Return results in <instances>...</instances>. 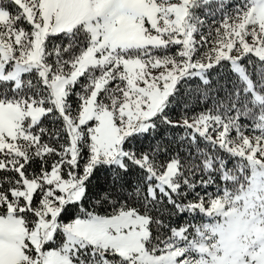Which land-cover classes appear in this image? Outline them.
Masks as SVG:
<instances>
[{
  "label": "snow or ice",
  "instance_id": "6c2138e0",
  "mask_svg": "<svg viewBox=\"0 0 264 264\" xmlns=\"http://www.w3.org/2000/svg\"><path fill=\"white\" fill-rule=\"evenodd\" d=\"M223 6L0 0V264H264V110L247 126L235 112L165 111L185 77L197 94L181 98L187 106L219 88L222 72L264 109L253 80L264 81V0H242L204 33L195 9ZM179 128L193 161L162 134ZM237 184L257 201L240 243L238 212L202 223L225 215ZM165 209L192 222L153 242Z\"/></svg>",
  "mask_w": 264,
  "mask_h": 264
},
{
  "label": "trees",
  "instance_id": "16d2710c",
  "mask_svg": "<svg viewBox=\"0 0 264 264\" xmlns=\"http://www.w3.org/2000/svg\"><path fill=\"white\" fill-rule=\"evenodd\" d=\"M220 1H216L217 5ZM242 3V0H224L223 8H214L211 11H205L204 8H199L197 10L198 16L204 19L206 22L202 25V31L207 33L209 31L210 26L213 25L214 22L219 21L223 18L225 13H231L236 5ZM197 37H199L200 32H197ZM247 59L242 61L245 65H247ZM185 80H188V84H184L181 81L177 85V90L179 96L175 102H170L165 111H168L170 117H177L183 114H187L191 116L193 113H199L201 111H207L212 109L214 111H218L220 114L224 115L227 118H231V113H239L241 117L247 115L249 118L247 120L241 119V125L247 126L252 122L253 119L264 109H261L259 105L254 104L251 99V95L246 92L243 83L235 76L229 75L227 72H222L219 79L220 87L210 91L205 98L190 100L187 106L181 102V98L189 99L192 96H196L195 92H190L189 89L192 87V82L195 78L185 77ZM254 83L256 84L257 91L264 92V81L257 80L255 76H253ZM239 90V95H235L236 91ZM55 119L54 117L52 118ZM51 127V124H48ZM58 127V125H57ZM162 132V130H161ZM186 130L183 128L174 129L171 132L163 133L170 141V147L173 151L178 152L182 159L193 161V157L196 153V148L193 147L188 141L184 138ZM152 135L151 132L144 133L143 136L147 137ZM160 135H156L155 142H159ZM127 143V142H126ZM136 141H133L135 144ZM198 147L201 149L211 150L210 146H207L204 141L198 142ZM107 167V166H104ZM231 167V164H229ZM192 176L195 180L199 181L201 179L202 174L198 171L193 172ZM216 180H219V177H215ZM103 191V188H101ZM196 192L200 191V186L197 185ZM209 191H215V185L209 188ZM230 191L233 192L234 195L238 194L241 190L240 185L237 184L234 187L230 188ZM188 193H192L189 195ZM195 193L191 185H182L180 196L186 200L193 199ZM170 208V205L168 206ZM101 210H103L101 208ZM151 211V210H150ZM179 217V219H177ZM164 218V227H157L156 225L152 226L153 233V242L158 239H162L168 235V229L172 227H179L180 225L191 223L192 217L186 212H169L167 209L163 212ZM210 219H206L202 221V223H207Z\"/></svg>",
  "mask_w": 264,
  "mask_h": 264
},
{
  "label": "rangeland",
  "instance_id": "374dc122",
  "mask_svg": "<svg viewBox=\"0 0 264 264\" xmlns=\"http://www.w3.org/2000/svg\"><path fill=\"white\" fill-rule=\"evenodd\" d=\"M220 1V0H214V2ZM199 8L195 9V12H197ZM196 15H198L196 13ZM199 39V37H197ZM174 50V49H173ZM234 197H239V199H236L234 203H227L225 202L223 204V211L225 215H215L213 217H210V221L207 222V224L210 225H219L225 223L230 216L228 214L236 215L238 212V220H239V227L234 229L232 232V240L235 243H240L244 239V235L246 231L251 230V226L255 221H253L252 218V204L256 203L255 194H250L245 188L243 191H240L238 194L234 195ZM247 197V198H245ZM261 227H264V225H261ZM258 237L253 235L249 238V240L257 239ZM219 239V237H217ZM215 243V241H213ZM221 255H226V252H222ZM118 264V262H117Z\"/></svg>",
  "mask_w": 264,
  "mask_h": 264
}]
</instances>
